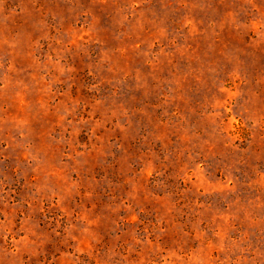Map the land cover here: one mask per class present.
<instances>
[{"label":"rangeland","instance_id":"374dc122","mask_svg":"<svg viewBox=\"0 0 264 264\" xmlns=\"http://www.w3.org/2000/svg\"><path fill=\"white\" fill-rule=\"evenodd\" d=\"M0 264H264V0H0Z\"/></svg>","mask_w":264,"mask_h":264}]
</instances>
